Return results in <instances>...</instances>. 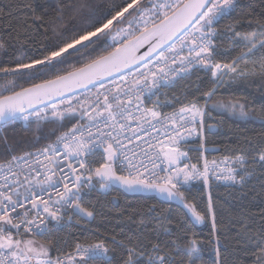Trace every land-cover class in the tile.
Segmentation results:
<instances>
[{"label":"snow or ice","instance_id":"1","mask_svg":"<svg viewBox=\"0 0 264 264\" xmlns=\"http://www.w3.org/2000/svg\"><path fill=\"white\" fill-rule=\"evenodd\" d=\"M200 72L194 93L167 98ZM256 78L264 87V0L0 3V264H264V208L225 224L211 192L215 179L264 193V101L214 99ZM213 110L260 131L229 138L219 161L185 163L182 142L205 148ZM191 181L206 199L190 197ZM116 185L182 212L125 209L130 223L110 237L54 238L95 221L86 196Z\"/></svg>","mask_w":264,"mask_h":264},{"label":"trees","instance_id":"2","mask_svg":"<svg viewBox=\"0 0 264 264\" xmlns=\"http://www.w3.org/2000/svg\"><path fill=\"white\" fill-rule=\"evenodd\" d=\"M0 3H8V0H0ZM228 21H224L227 23ZM228 48L227 43L221 45V49ZM236 53L233 52L232 55ZM220 60L226 62L227 56H222ZM197 75L207 79L203 72L194 74L190 80L181 81L180 84L174 88L166 89L167 98L170 99L173 94L180 95L183 99V91L187 89L188 92H195L194 84L197 81ZM189 85H193L188 87ZM199 95V93H196ZM191 98V97H189ZM247 99L259 106L261 101H264V87L261 86L259 78L255 81H240L227 84L225 87L218 89L215 100H231V99ZM161 101H165V96L161 95ZM203 103V101H201ZM211 101L209 106H211ZM165 109L170 106H165ZM23 122H18L16 126V134L23 136L24 129L20 126ZM207 124L214 127L205 130L206 142L205 148H200V142H190L184 146L189 156L196 160L203 152L207 159H219L227 155L225 145L229 138L235 139L239 135H251L254 131H260L259 122L255 125L246 124L243 120L231 115L225 110H213L212 117L207 119ZM39 134V133H37ZM32 135L31 132L28 133ZM54 139V137H53ZM256 182L253 181V184ZM211 192L214 200L217 202V218H223L226 224L230 218H238L245 212H251L256 215L264 208V193L259 192L257 186L256 192H251L247 189H240L238 185L225 186L222 184L211 182ZM190 197H194L197 202L201 201L203 196L206 199L207 190L201 182L191 183L187 186ZM246 193V194H245ZM88 201L95 203L96 211L98 213L95 221H90L87 225L83 222L80 225L72 224L70 227H65L63 230L55 232L54 238L66 239L68 243L73 242V237H78L83 240L85 236L93 241L110 237L113 234L119 233L122 227L130 223L125 214V209L130 208H146L150 205H157L159 208H171L173 216H178L182 209L174 204L161 202L154 196H129L118 189L109 190L102 194L99 192H92L85 198L87 206ZM87 229V230H85ZM98 229V232H97ZM193 231L196 233L198 239H204L209 232V225L204 224L202 227H194ZM93 233H96L93 235ZM232 234L229 233V236ZM43 239L42 237H38ZM119 238V237H118ZM205 258L208 254L205 253Z\"/></svg>","mask_w":264,"mask_h":264},{"label":"built area","instance_id":"3","mask_svg":"<svg viewBox=\"0 0 264 264\" xmlns=\"http://www.w3.org/2000/svg\"><path fill=\"white\" fill-rule=\"evenodd\" d=\"M165 91H166V90H165ZM171 110H172L171 107H170V108H167V109H165V108L162 109V111H165V112H168V111H171ZM196 141H199V142H200V138L197 137V136H195V135H193V136H191V137H188L185 141L182 142V151H183L184 146H185L186 144H188V143H190V142H196ZM202 153H203V152H202ZM188 155H189V154H188ZM189 157H190V156H189ZM203 157H205V154H204V153H203ZM190 158H191V157H190ZM198 158L200 159V164H202L203 160H202V158H201V154H200V156H199ZM198 158H197L196 160H193V159L191 158L190 161H184V162H185V163H188V162H190V163H197ZM222 158H223V157H222ZM222 158L215 159V160H218V161H219V160H221ZM209 160H213V159H209ZM197 182H200V181H191L190 184H191V183H197ZM212 182H214V183H218V184H222V185H225V186H233V185H231V184L228 183V182H225V181H216L215 179H213ZM107 192H108V191H107ZM107 192L100 191L99 193L105 194V193H107ZM54 223H55L54 221H50V222H49V226L51 227ZM72 224H74V221H73Z\"/></svg>","mask_w":264,"mask_h":264},{"label":"water","instance_id":"4","mask_svg":"<svg viewBox=\"0 0 264 264\" xmlns=\"http://www.w3.org/2000/svg\"><path fill=\"white\" fill-rule=\"evenodd\" d=\"M114 189H118L120 191H122L123 193H125L126 195H129V196H154L156 197L158 200H160L161 202H164V203H168V204H174L176 206L179 207L178 204H176V202H168L166 200L163 199V197H161L159 194L155 193V192H125L123 189H121L118 185L116 186H113ZM204 224H201V225H196V227H202Z\"/></svg>","mask_w":264,"mask_h":264},{"label":"crops","instance_id":"5","mask_svg":"<svg viewBox=\"0 0 264 264\" xmlns=\"http://www.w3.org/2000/svg\"><path fill=\"white\" fill-rule=\"evenodd\" d=\"M183 151H186L185 148L183 149ZM187 152V151H186Z\"/></svg>","mask_w":264,"mask_h":264},{"label":"rangeland","instance_id":"6","mask_svg":"<svg viewBox=\"0 0 264 264\" xmlns=\"http://www.w3.org/2000/svg\"><path fill=\"white\" fill-rule=\"evenodd\" d=\"M163 102V101H162ZM190 184V183H189Z\"/></svg>","mask_w":264,"mask_h":264}]
</instances>
